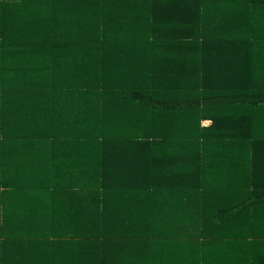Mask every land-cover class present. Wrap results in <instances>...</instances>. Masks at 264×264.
I'll return each instance as SVG.
<instances>
[{
	"label": "trees",
	"instance_id": "1",
	"mask_svg": "<svg viewBox=\"0 0 264 264\" xmlns=\"http://www.w3.org/2000/svg\"><path fill=\"white\" fill-rule=\"evenodd\" d=\"M0 264H264V0H0Z\"/></svg>",
	"mask_w": 264,
	"mask_h": 264
},
{
	"label": "rangeland",
	"instance_id": "2",
	"mask_svg": "<svg viewBox=\"0 0 264 264\" xmlns=\"http://www.w3.org/2000/svg\"><path fill=\"white\" fill-rule=\"evenodd\" d=\"M202 124H203V125H206V124H208V121H206V122L204 121V122H202Z\"/></svg>",
	"mask_w": 264,
	"mask_h": 264
},
{
	"label": "crops",
	"instance_id": "3",
	"mask_svg": "<svg viewBox=\"0 0 264 264\" xmlns=\"http://www.w3.org/2000/svg\"><path fill=\"white\" fill-rule=\"evenodd\" d=\"M205 122H206V121H205ZM208 124H209V122H208ZM206 125H207V124H206ZM249 251H251V252H252V251H254V250H249Z\"/></svg>",
	"mask_w": 264,
	"mask_h": 264
}]
</instances>
